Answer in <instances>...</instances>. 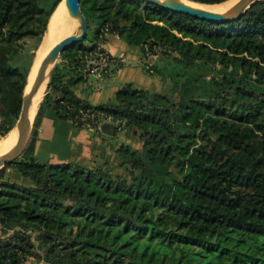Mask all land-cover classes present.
Segmentation results:
<instances>
[{
    "label": "trees",
    "instance_id": "1",
    "mask_svg": "<svg viewBox=\"0 0 264 264\" xmlns=\"http://www.w3.org/2000/svg\"><path fill=\"white\" fill-rule=\"evenodd\" d=\"M61 1L0 0V142ZM80 8L87 35L61 53L41 106L75 129L86 128L81 111L111 115L140 146H118L120 170L40 162V108L24 152L0 169V264H264V0L219 23L146 0H80ZM108 34L140 50L160 91L127 83L114 104L97 106L73 92L95 85L84 55Z\"/></svg>",
    "mask_w": 264,
    "mask_h": 264
},
{
    "label": "crops",
    "instance_id": "2",
    "mask_svg": "<svg viewBox=\"0 0 264 264\" xmlns=\"http://www.w3.org/2000/svg\"><path fill=\"white\" fill-rule=\"evenodd\" d=\"M101 46L114 57L119 49L120 57L118 59L123 68L120 67L115 72H110L107 77L101 79L97 88L93 84L87 85L86 83H78L72 87L78 97L94 106L114 104L115 93L124 84L131 83L133 87L140 88L135 85V81L131 80L130 71L127 68L131 64L130 61H135L136 65L142 66L140 50L137 47L128 46L114 34L106 35ZM144 82L147 86H144L143 89L159 90L154 87L155 83L146 80ZM150 87H154L156 90ZM37 123L34 155L40 162L73 163L85 167H96L104 162L110 169L120 170L118 169L119 158L116 153L118 146L121 143H127L133 147L140 146V141L130 128L117 133H113L112 126L102 129V131L89 128L75 129L70 121L58 119L51 108L46 105L41 108Z\"/></svg>",
    "mask_w": 264,
    "mask_h": 264
},
{
    "label": "water",
    "instance_id": "3",
    "mask_svg": "<svg viewBox=\"0 0 264 264\" xmlns=\"http://www.w3.org/2000/svg\"><path fill=\"white\" fill-rule=\"evenodd\" d=\"M62 1L65 2V6H66L65 16L68 20V24H72L74 20H77L80 28V32L79 34L71 33L63 37L59 41H57L53 45V47L44 55V57L40 60V62L37 64L35 68L33 61V64L27 76L26 85L24 87L18 118L14 126L10 130L14 132V142L9 150H7L5 153L0 155V169H2L6 164H10L16 161L24 152L29 142L31 127L34 124V120L37 115V111L39 109L38 106L35 115L31 118V111L34 105V100L45 79L47 80L45 88L47 87L51 72L55 67L56 63H58L61 59V53L68 46L82 41L87 35L88 23L81 11L80 0H62ZM146 1L153 3L158 7L173 12L183 13L198 19L219 23V22L233 21L240 18L242 15H244V13H246V11L253 4H255L259 0H238L228 11L222 14L199 9L197 7H194L186 3L185 0H146ZM56 9L53 11V13L49 18L46 30L44 32L40 44L42 43L43 39L46 37V34L48 33L50 20L53 14L55 13ZM48 68L49 71L48 73H46ZM44 95L45 94H43V97ZM110 126H111L110 124H105L102 126V129H108L110 128Z\"/></svg>",
    "mask_w": 264,
    "mask_h": 264
},
{
    "label": "bare ground",
    "instance_id": "4",
    "mask_svg": "<svg viewBox=\"0 0 264 264\" xmlns=\"http://www.w3.org/2000/svg\"><path fill=\"white\" fill-rule=\"evenodd\" d=\"M238 0H229L225 3L219 4V5H215L217 6H222V10L224 11L229 10ZM186 3L197 7L199 9L202 10H206V11H211V12H215L218 13L219 10L218 8H215V6H206V5H202V4H197V3H192V2H188L185 0ZM66 14V6H65V2L61 1L60 4L58 5L55 13L53 14L50 23H49V30L48 33L46 34V37L43 39L42 43L40 44L39 50L37 51L36 57H35V66L34 68L37 66V64L40 62V60L44 57V55L53 47V45L59 41L60 39H62L63 37L71 34V32L73 31V29L77 26L78 21L74 20L72 22V24H68V20L65 16ZM49 68L47 70L46 73H48ZM47 75V74H46ZM46 79L43 81L38 94L34 100V105L31 111V118L35 115L38 106L40 104V101L42 99L43 96V92L46 86ZM4 141L2 143H0V155L5 153L7 150L10 149V147L12 146L13 142H14V132L11 131L8 136L6 138L3 139Z\"/></svg>",
    "mask_w": 264,
    "mask_h": 264
},
{
    "label": "rangeland",
    "instance_id": "5",
    "mask_svg": "<svg viewBox=\"0 0 264 264\" xmlns=\"http://www.w3.org/2000/svg\"><path fill=\"white\" fill-rule=\"evenodd\" d=\"M189 2V1H188ZM194 3V2H193ZM203 5H206V4H203ZM219 5V4H218ZM206 6H215V5H206ZM215 8H218V9H221L222 8V6L220 5V6H215ZM226 11H228V10H219V12L218 13H225ZM79 32H80V28H79V25H78V23H77V26L73 29V31L71 32L72 34H79ZM112 43V42H111ZM33 45H34V40L33 39H27L26 40V44H25V46H26V50H25V52L26 53H28V54H30V53H32L33 51H34V49H33ZM38 50V49H37ZM108 53V52H107ZM117 58H119L120 57V50L119 49H117V51H116V55H115ZM35 57H36V51H35ZM35 57H34V62H35ZM161 58V56H159V54L158 55H154V56H151V57H149L148 59H147V67H150V65H153L154 63H156V61L158 60V59H160ZM130 65H128V69H129V71H130V78H131V80L132 81H135V85H137L138 87H140V88H144V86H147L146 85V83L144 82L145 80L146 81H150V82H152V83H155V85H154V87L157 89H159L160 90V85H161V82H160V80L158 79L157 80V77H155V76H151V74L149 73V75H147V74H145V71H144V69H143V67L142 66H140V65H136L135 64V61H130ZM140 64H142V63H140ZM34 66H35V64H34ZM120 67H122V65L121 66H119V67H117V69L118 68H120ZM123 68V67H122ZM116 71V70H115ZM150 72V71H149ZM143 80V81H142ZM91 81H93L94 83H95V85H96V88L98 87V85H99V83L101 82V81H99L97 78H95V76L94 75H90L89 76V80H88V82L90 83ZM157 81H159V82H157ZM160 83V84H159ZM102 84V83H101ZM94 85V86H95ZM151 88V89H155V88ZM88 88H90V89H92L90 86H88ZM96 88H94V89H96ZM155 89V90H156ZM157 89V90H158ZM158 90V91H159ZM46 93V88L44 89V92H43V94H45ZM43 97V96H42ZM41 102L42 101H40V104H39V109H38V111H37V114H38V112H39V110H40V108H42V106H41ZM37 116V115H36ZM35 119H36V117H35ZM34 122H35V120H34ZM33 129H34V124L32 125V127H31V132H30V138H31V134H32V131H33ZM90 129V128H89ZM90 130H94V129H90ZM30 138H29V140H30ZM4 141V140H3ZM2 142V141H1ZM0 142V143H1ZM5 178H8V179H10V180H15V175H14V173H13V171L11 170V169H6L5 170ZM35 235H33L32 237H31V239L34 241V242H37V239L34 237ZM37 248V247H36ZM24 264H42V262L41 261H39L37 258H33V257H29L28 259H27V261L24 263Z\"/></svg>",
    "mask_w": 264,
    "mask_h": 264
},
{
    "label": "built area",
    "instance_id": "6",
    "mask_svg": "<svg viewBox=\"0 0 264 264\" xmlns=\"http://www.w3.org/2000/svg\"><path fill=\"white\" fill-rule=\"evenodd\" d=\"M84 60L90 65L91 72L94 75L99 73H106L110 64L118 62V58L111 56L102 47H97L94 51L88 52L84 55ZM80 121L83 122L84 127L90 129H100L105 124H110L117 130H121L124 122L115 119L113 116L103 112H80Z\"/></svg>",
    "mask_w": 264,
    "mask_h": 264
}]
</instances>
